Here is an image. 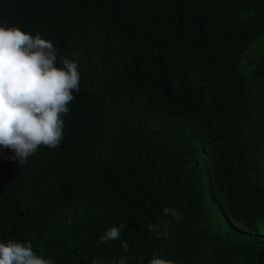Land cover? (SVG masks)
Masks as SVG:
<instances>
[{
  "label": "trees",
  "instance_id": "1",
  "mask_svg": "<svg viewBox=\"0 0 264 264\" xmlns=\"http://www.w3.org/2000/svg\"><path fill=\"white\" fill-rule=\"evenodd\" d=\"M0 26L80 73L58 148H0V242L54 264H264V0H0Z\"/></svg>",
  "mask_w": 264,
  "mask_h": 264
},
{
  "label": "clouds",
  "instance_id": "2",
  "mask_svg": "<svg viewBox=\"0 0 264 264\" xmlns=\"http://www.w3.org/2000/svg\"><path fill=\"white\" fill-rule=\"evenodd\" d=\"M50 40L20 30L0 26V148L13 153L10 160L25 163L41 147L56 149L64 137L63 117L80 90V73L75 61L59 58ZM176 222L183 219L179 210L164 208ZM156 229L155 225H148ZM124 225L106 229L100 243L121 237ZM164 238H167L165 232ZM122 247L127 250L128 244ZM130 257L114 259L111 264H128ZM0 264H54L38 256L30 241L0 242ZM93 264H100L94 261ZM149 264H172L154 254Z\"/></svg>",
  "mask_w": 264,
  "mask_h": 264
},
{
  "label": "rangeland",
  "instance_id": "3",
  "mask_svg": "<svg viewBox=\"0 0 264 264\" xmlns=\"http://www.w3.org/2000/svg\"><path fill=\"white\" fill-rule=\"evenodd\" d=\"M264 134V125L261 126L258 130V134ZM257 162L259 165V177L258 182L264 187V138L259 140L258 148H257ZM258 231H263L262 224L258 225Z\"/></svg>",
  "mask_w": 264,
  "mask_h": 264
}]
</instances>
